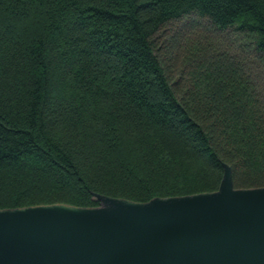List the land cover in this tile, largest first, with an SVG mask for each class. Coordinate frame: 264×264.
<instances>
[{
  "label": "trees",
  "instance_id": "16d2710c",
  "mask_svg": "<svg viewBox=\"0 0 264 264\" xmlns=\"http://www.w3.org/2000/svg\"><path fill=\"white\" fill-rule=\"evenodd\" d=\"M223 164L264 186V0H0V209L212 192Z\"/></svg>",
  "mask_w": 264,
  "mask_h": 264
},
{
  "label": "water",
  "instance_id": "95a60500",
  "mask_svg": "<svg viewBox=\"0 0 264 264\" xmlns=\"http://www.w3.org/2000/svg\"><path fill=\"white\" fill-rule=\"evenodd\" d=\"M0 209V264H264V186Z\"/></svg>",
  "mask_w": 264,
  "mask_h": 264
},
{
  "label": "rangeland",
  "instance_id": "374dc122",
  "mask_svg": "<svg viewBox=\"0 0 264 264\" xmlns=\"http://www.w3.org/2000/svg\"><path fill=\"white\" fill-rule=\"evenodd\" d=\"M179 25H181V24H179ZM174 28L175 27H171L169 30H167V33H170V31H171V34H175V31H176L177 27L175 29Z\"/></svg>",
  "mask_w": 264,
  "mask_h": 264
}]
</instances>
